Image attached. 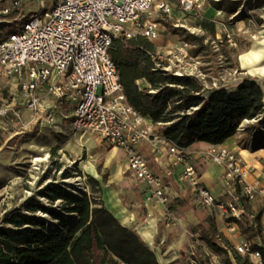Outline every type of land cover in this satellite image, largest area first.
<instances>
[{"label": "rangeland", "instance_id": "374dc122", "mask_svg": "<svg viewBox=\"0 0 264 264\" xmlns=\"http://www.w3.org/2000/svg\"><path fill=\"white\" fill-rule=\"evenodd\" d=\"M232 1H239V8L230 16L226 9ZM13 3L14 0H0V39L20 30L29 13L50 12L54 0H23L17 9L13 8ZM5 9L10 10L9 16L2 14ZM177 17L185 27L162 20L166 29L154 42L157 53L167 59L173 72L196 75L210 89L222 86L233 89L245 77L264 81V76H253L239 60L254 45L264 47V0H206L198 16ZM190 35L202 37L204 44ZM184 43L188 45L186 53L180 55ZM25 80V74L21 78L0 76V108L9 109L8 115L0 119V221L6 212L50 187L62 189L65 195L76 199L91 195V184L87 179L89 164L103 166L108 153L115 149L98 135L74 131L73 102L51 97L45 88L40 93L46 96L44 98L55 112L56 125L32 114L23 105ZM152 130L156 137H163L153 124ZM116 151L118 156L109 168L104 169L108 177H102L103 184H109L106 180L117 165L123 167L121 179L112 184L129 214L128 220L120 218V221L137 230L143 238L151 232V241H145L155 250L161 264H225L226 255L209 241L216 240L218 248L227 249L233 260L235 252L244 256L239 251L243 241L252 245L259 243L247 231V216L237 220L240 224L231 221L233 216L226 204L239 193V187L234 185L231 193H224L222 186L217 185L220 189L219 194L214 193L215 205L204 206L193 187L185 182L174 186L168 182L179 196L166 206H147V185L127 170L126 153L119 148ZM146 159L155 167L150 155H146ZM207 160L213 163L208 157ZM184 187L182 194L177 192ZM79 188L85 191L81 193ZM40 199L48 203L46 198ZM63 204L60 199L54 207L60 211L62 219H66ZM245 204L248 212L264 210L262 200ZM37 216L47 221L48 229L60 228L59 220L41 213Z\"/></svg>", "mask_w": 264, "mask_h": 264}, {"label": "built area", "instance_id": "2783aa9c", "mask_svg": "<svg viewBox=\"0 0 264 264\" xmlns=\"http://www.w3.org/2000/svg\"><path fill=\"white\" fill-rule=\"evenodd\" d=\"M22 1L14 0L13 8H19ZM205 3L206 0H54L50 12L29 13L20 30L0 39V76L21 78L25 74L23 105L51 125H56L57 118L41 89L45 88L51 97L73 102L74 131L98 135L126 153L128 170L147 185V205L166 206L179 196L162 175L152 170L139 149L142 143L156 140L168 145L171 168L183 167L181 179L197 190L201 203L215 205L216 197L203 186L201 176L188 162L186 149L156 138L152 122L127 102L109 54L113 41L120 36L133 38L141 34L154 43L166 29L162 20L185 27L177 16H198ZM1 12L10 14L9 9ZM187 46L184 43L180 55H185ZM156 66L161 69L159 64ZM162 70L173 72L170 64ZM173 73L188 74L177 70ZM8 112L1 107L0 119ZM239 130H244L243 125ZM205 154L223 167L240 189L226 204L235 219L241 220L245 213L239 206L242 199L262 200L264 206V182L255 177L254 168L240 155L221 145H211ZM171 175L169 169L167 176ZM182 191L179 188L177 192ZM239 251L249 256L251 264H261L259 251L253 250L249 241H243Z\"/></svg>", "mask_w": 264, "mask_h": 264}, {"label": "trees", "instance_id": "16d2710c", "mask_svg": "<svg viewBox=\"0 0 264 264\" xmlns=\"http://www.w3.org/2000/svg\"><path fill=\"white\" fill-rule=\"evenodd\" d=\"M238 2H231L226 9L228 15L237 11ZM190 38L204 44L202 37ZM109 54L127 102L180 149L198 142L221 145L235 136L245 121L261 118L264 124V92L255 78L245 77L233 89L207 88L196 75L163 71L169 62L141 34L118 37ZM87 179L91 195L76 199L65 195L62 189L50 187L6 212L0 221V264H161L139 232L123 225L105 206L101 182L91 175ZM60 199L64 201L62 211L66 216H78L75 222L67 223L54 207ZM247 202L242 199L239 206L247 216L250 237L259 240L252 249L259 251L264 264V210L248 212ZM37 213L59 220L60 228L48 229L47 221ZM231 221L240 224L234 217ZM209 243L226 255L225 264H251L249 256L235 252L233 260L227 249L218 248L216 240Z\"/></svg>", "mask_w": 264, "mask_h": 264}, {"label": "crops", "instance_id": "0c3cea01", "mask_svg": "<svg viewBox=\"0 0 264 264\" xmlns=\"http://www.w3.org/2000/svg\"><path fill=\"white\" fill-rule=\"evenodd\" d=\"M253 76L263 77L262 75H258V74ZM257 81L264 92V81L261 80L259 81L258 79ZM206 86L207 88H210L208 87V85ZM262 126L263 124L261 118L254 119L252 121H245L243 123L244 130L238 131V133L235 136L227 139L223 144H221V146L227 147L230 150L236 152L238 155H240V157H242L244 161H246L250 166L254 168L255 177L261 179L264 182V137L262 135ZM156 138L164 139V137H156ZM159 145L160 147H158ZM210 146L211 144L198 142L187 148L186 151L188 153V162L192 164L199 172L203 186L208 188L213 194L214 193L219 194V189L221 188L220 185L222 186L223 189L222 192L231 193V191H233L234 189V184L231 178L229 177V175L227 174V171L223 167L213 164L207 160V156L205 153ZM115 149L117 150L118 148ZM139 149L143 153L145 158L146 155H150L153 158V162L156 165L154 167L152 164L148 162L150 167L155 173L162 175L165 178L166 183L169 182L173 186L176 184L183 185L182 182L184 181L181 179V175L183 173V167L179 166V167L171 168L167 144H165L163 141L159 142L156 140L152 143H147V142L142 143ZM118 153L119 152L116 151V155L113 161L115 160L116 156H118ZM111 164H106L105 161V164L103 166L95 165L94 171L89 173L91 176H93L102 183L103 196L105 201L104 204L108 209L109 207L106 201V190L113 189L112 184H115L116 182H118L119 179H121L123 172V167L121 165H117L116 169L118 166L121 167L120 178L114 175V173L116 172L115 169L111 173L109 178H107L106 180V182H108L109 184L105 186L102 180L103 179L102 177L106 176L104 169L109 168ZM98 167L100 168V171H98ZM169 169H172L171 176H167V171ZM127 170H128V165H127ZM217 185H219L220 188L217 187ZM225 188L227 191L224 190ZM181 189L183 190L182 192H184L185 187ZM118 199L121 206H123L119 196ZM109 210L112 211L111 209ZM117 218L120 220L119 217ZM262 227L264 234V216L262 221Z\"/></svg>", "mask_w": 264, "mask_h": 264}, {"label": "bare ground", "instance_id": "6f19581e", "mask_svg": "<svg viewBox=\"0 0 264 264\" xmlns=\"http://www.w3.org/2000/svg\"><path fill=\"white\" fill-rule=\"evenodd\" d=\"M240 64L243 68H245L252 75H262L264 76V47H260L259 45H254L253 48L240 56ZM116 155V149H113L110 153H108L106 157V164H111L114 157ZM88 171H94L93 164H89ZM115 176L120 178L121 175V167L118 166ZM79 186V185H78ZM79 191L83 193L85 190L83 188H79ZM106 201L109 209H111L116 217H119L123 220L129 219V214L126 209L121 206L117 192L114 189L106 190ZM44 215V214H43ZM76 214H68L66 219L71 223L75 222L77 219ZM151 232L144 234V239L151 241Z\"/></svg>", "mask_w": 264, "mask_h": 264}]
</instances>
